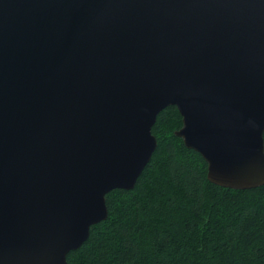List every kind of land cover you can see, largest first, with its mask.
I'll list each match as a JSON object with an SVG mask.
<instances>
[{
	"label": "water",
	"instance_id": "obj_1",
	"mask_svg": "<svg viewBox=\"0 0 264 264\" xmlns=\"http://www.w3.org/2000/svg\"><path fill=\"white\" fill-rule=\"evenodd\" d=\"M168 106L210 183L264 185V0H0V264H68Z\"/></svg>",
	"mask_w": 264,
	"mask_h": 264
},
{
	"label": "trees",
	"instance_id": "obj_2",
	"mask_svg": "<svg viewBox=\"0 0 264 264\" xmlns=\"http://www.w3.org/2000/svg\"><path fill=\"white\" fill-rule=\"evenodd\" d=\"M181 126L174 106L157 115L151 160L132 190L106 195L107 219L68 264H264V185L210 183L206 162L175 136Z\"/></svg>",
	"mask_w": 264,
	"mask_h": 264
}]
</instances>
